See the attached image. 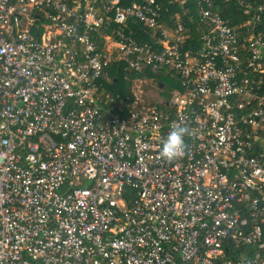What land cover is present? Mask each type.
Returning a JSON list of instances; mask_svg holds the SVG:
<instances>
[{
    "label": "built area",
    "instance_id": "1",
    "mask_svg": "<svg viewBox=\"0 0 264 264\" xmlns=\"http://www.w3.org/2000/svg\"><path fill=\"white\" fill-rule=\"evenodd\" d=\"M224 1L0 0V264H264V3Z\"/></svg>",
    "mask_w": 264,
    "mask_h": 264
},
{
    "label": "trees",
    "instance_id": "2",
    "mask_svg": "<svg viewBox=\"0 0 264 264\" xmlns=\"http://www.w3.org/2000/svg\"><path fill=\"white\" fill-rule=\"evenodd\" d=\"M260 2L264 3V0H259ZM165 5L170 7L172 10H180V6L179 3L177 5H173L170 6V2L169 1H165ZM216 10L220 11L222 14H224L225 17L231 15L232 16V20L235 23L237 21L240 20V15H239V11L237 9V7L232 4V3H228L224 0H217V4H216ZM230 17V16H229ZM139 33H142L141 31ZM111 74L113 77V80L111 81V83H107L106 88L108 92H111L114 96L115 95H126L128 93H130L131 90V82L127 81L124 78V74L123 71L119 68V67H112L111 69ZM159 82H164V80H162V76H158L157 77Z\"/></svg>",
    "mask_w": 264,
    "mask_h": 264
},
{
    "label": "clouds",
    "instance_id": "3",
    "mask_svg": "<svg viewBox=\"0 0 264 264\" xmlns=\"http://www.w3.org/2000/svg\"><path fill=\"white\" fill-rule=\"evenodd\" d=\"M190 134L187 127L179 123H174L167 138L163 142V147L160 152L161 157L168 161L181 158L187 148L184 137Z\"/></svg>",
    "mask_w": 264,
    "mask_h": 264
},
{
    "label": "rangeland",
    "instance_id": "4",
    "mask_svg": "<svg viewBox=\"0 0 264 264\" xmlns=\"http://www.w3.org/2000/svg\"><path fill=\"white\" fill-rule=\"evenodd\" d=\"M168 82H170L169 80L167 81V83ZM153 85V84H152ZM156 87H157V85H156ZM155 87V84H154V86H148L147 88H148V90L151 92V93H153V94H156V93H158L159 91L157 90V88Z\"/></svg>",
    "mask_w": 264,
    "mask_h": 264
},
{
    "label": "water",
    "instance_id": "5",
    "mask_svg": "<svg viewBox=\"0 0 264 264\" xmlns=\"http://www.w3.org/2000/svg\"><path fill=\"white\" fill-rule=\"evenodd\" d=\"M160 88H163V84H160Z\"/></svg>",
    "mask_w": 264,
    "mask_h": 264
},
{
    "label": "crops",
    "instance_id": "6",
    "mask_svg": "<svg viewBox=\"0 0 264 264\" xmlns=\"http://www.w3.org/2000/svg\"><path fill=\"white\" fill-rule=\"evenodd\" d=\"M162 84V83H161ZM160 87V86H159ZM164 87V86H163ZM145 89H147V87H145Z\"/></svg>",
    "mask_w": 264,
    "mask_h": 264
}]
</instances>
